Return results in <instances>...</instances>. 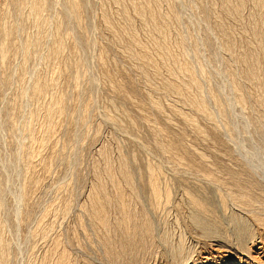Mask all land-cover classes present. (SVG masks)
<instances>
[{"label":"rangeland","instance_id":"obj_1","mask_svg":"<svg viewBox=\"0 0 264 264\" xmlns=\"http://www.w3.org/2000/svg\"><path fill=\"white\" fill-rule=\"evenodd\" d=\"M33 1L0 0V50L7 48L5 60L0 58V220L3 238L11 245V264H59L60 260L61 264H117L110 254L108 257L104 239L111 238L115 248H118L125 236L115 230L117 222L121 221L125 211L136 212L139 217L142 208L148 211L153 220L154 238L150 241L154 239L158 246L153 244L155 252L152 244H149L150 248L147 247L149 239H142H147V245L139 257L140 263L264 264V172L256 158L261 159L259 161L264 168V108L260 104L263 100L260 96L264 98V94L241 79V62H238L242 56H238L239 52L244 53L250 42L253 50L259 47L258 39L254 41L253 34L257 30L264 32V0H244L242 15H235L231 19L222 12L225 0L212 1L213 7L208 0H86V4L84 0H79L84 7L77 24L74 20L69 22L62 14L63 6L60 3L64 2L66 6L70 0H43L44 7L39 17L44 20L37 19L32 12L30 4ZM172 5L181 13V21L171 15ZM120 7H126L127 21L119 17ZM136 9L143 16L139 12L137 14ZM154 13L157 17L161 16L163 22L158 17V23L164 24L162 28L161 24L151 23L150 18ZM103 15L109 16L114 32L118 31L114 35L104 29ZM188 17L192 19L188 21ZM60 22L58 30L56 26ZM192 22L195 24L191 25ZM220 24L223 27L226 25L232 33L233 51H236L233 55L225 52L220 43L216 30ZM119 33L124 41L119 38L112 40L119 37ZM194 39L199 42L198 48ZM119 40L123 42L122 45ZM124 42L126 47H123ZM59 46L60 52L54 54L53 50ZM242 47L244 52L241 51ZM214 51L218 57L221 54L217 69L211 65ZM87 59L90 60V68L84 63ZM92 59L94 63L91 64ZM227 62L231 64L228 70ZM259 68V80L264 84L263 60ZM207 69L210 72L213 70L212 76L220 71L227 85V90L218 97L220 106L227 109L235 105L239 109L241 99L238 91L230 88L228 78V73L236 69L234 81L242 84L243 92L239 93L245 99H242L244 107L241 105L243 112L245 114L246 111L245 115L249 118L252 116L253 125H257L252 126L249 133L240 127L225 125L226 121L217 114L220 106L211 99L216 90L212 87V90L209 89L204 81L203 74ZM38 77L39 85L47 88L41 101H37L31 92ZM89 78H94L97 84L91 86ZM196 82L205 85L201 92L202 99L209 105L206 104V107L210 116L213 119L216 116L214 120L218 128L215 123L205 121V116L194 109L188 100L182 101L183 96L185 99L189 97V100L194 97L197 101L201 99ZM173 83L180 91L186 90L185 93L181 91L182 96L177 94V86L175 91L174 85L172 90L171 87L168 89V84ZM185 86L188 88L185 89ZM186 92L189 96L185 95ZM236 99L238 101L235 102ZM59 102L62 110L53 119L45 118L44 109ZM254 109L259 110L258 113ZM177 111L180 115L176 114ZM185 116L196 120L195 127L185 121ZM199 129L203 134L199 133ZM249 157L257 162L251 163ZM121 159L127 162L135 178V191L127 186L120 174ZM108 165L114 172L113 181L106 173ZM98 179L107 187L110 201L114 200L108 204L111 205L110 209L105 211L110 217L106 216L109 225L98 226L99 229L92 215L93 197L96 196L93 193L98 195L100 192L97 190ZM150 179L153 184L156 182L155 186L160 190L162 198L157 199L159 202L152 201L154 193ZM114 184L119 189L117 187L116 190ZM119 190L124 194L121 195ZM184 190L185 194L199 197L213 208V212L216 210V218L219 215L222 220L218 219L229 232L225 240L219 237L209 239L193 226V209L187 202L189 195L184 196ZM118 193L123 196L125 210L116 201ZM219 197L222 201L218 200ZM242 221L248 222L249 236L253 235L252 238L247 236L245 245H239L233 232L234 225L237 227ZM128 228L126 230L130 233L132 229L128 231ZM114 235H118L117 238ZM180 240L187 241L182 249L187 248L177 261L175 246L180 245ZM193 246L196 250H193Z\"/></svg>","mask_w":264,"mask_h":264},{"label":"bare ground","instance_id":"obj_2","mask_svg":"<svg viewBox=\"0 0 264 264\" xmlns=\"http://www.w3.org/2000/svg\"><path fill=\"white\" fill-rule=\"evenodd\" d=\"M51 1V0H50ZM58 1V0H57ZM56 1V2H57ZM85 1V4L87 3L86 2V0H84ZM116 1H118V0H116ZM178 1H181V0H178ZM198 2H203V1H200V0H197ZM212 1H214V0H208V3L211 5V7H213V2ZM236 2L233 4L232 3V1L231 0H225V4H224V6H223V9L222 10H224V11H222V12H224V15L227 17V18H232V17H234L235 15H242V12H243V8H244V0H235ZM262 1V0H261ZM31 2H32V0H31ZM52 2V1H51ZM62 2V1H61ZM137 2V1H136ZM140 2V1H139ZM224 2V1H223ZM26 3V2H25ZM46 3V2H45ZM58 3V2H57ZM64 3V2H63ZM63 3H60V6H63V13L62 14H64V17L67 19V20H69V22L71 21V20H74L73 22H75L76 24L77 23H79V21H80V16H81V13H80V11H81V9H82V7H84L82 4H84V3H81L79 0H70V2L68 3V2H66V6H64V4ZM158 3V2H157ZM208 3L206 4V5H208ZM257 3V2H256ZM148 4V3H147ZM261 4V3H260ZM31 6H32V12L37 16V19L38 18H40L39 16L41 15V12L43 11V7H44V1L43 0H34L33 1V3L32 4H30ZM46 5V4H45ZM57 5V4H56ZM174 5V4H173ZM171 6L170 7V10L172 11V14L171 15H173L174 16V18H175V20H177V21H181V19H182V17H181V13L177 10V8L175 9V8H172V7H174V6ZM204 5V4H203ZM203 5H202V8H203ZM206 5H204L205 6V8H209V5L206 7ZM259 5V4H258ZM116 7H118V6H116ZM144 7V6H143ZM199 7V6H198ZM200 7H201V5H200ZM222 7V6H221ZM121 8V7H120ZM124 8H126V7H124ZM119 9V17L120 18H123V19H125L126 21H127V12H125V9ZM202 8H199L200 10H202ZM204 8V9H205ZM215 8V7H214ZM138 9V8H137ZM136 9V13L138 14V12H139V14L141 15V12L139 11V10H137ZM142 9V8H141ZM203 9V10H204ZM211 9V8H210ZM217 9V8H216ZM135 10V9H134ZM200 10H198V11H200ZM170 11V12H171ZM182 11H184L185 12V9H182ZM187 12V15H188V11H186ZM215 12V11H214ZM192 13V12H191ZM198 13V12H197ZM104 14V13H103ZM185 14V13H184ZM183 13H182V15H184ZM186 15V14H185ZM192 15H194V14H192ZM217 15V14H216ZM104 16V23H105V30H107L109 33H112L113 35L115 34V32H114V27L112 26V22H110L111 20H109V16H107V15H103ZM141 16H143V15H141ZM152 16V15H151ZM238 16V17H239ZM148 17V16H147ZM159 17V19H161L160 17L161 16H158ZM158 17H157V15H156V13H154L153 14V16H152V18H150V20L152 21L151 23H158L159 22V19H158ZM201 17V16H200ZM262 17V16H261ZM59 18V17H58ZM111 18V17H110ZM142 18V17H141ZM191 18V17H190ZM189 17H188V21H189V19H190ZM41 20L43 19V18H40ZM192 19V18H191ZM240 19H242V18H240ZM44 20V19H43ZM58 20V19H57ZM187 20V19H186ZM195 20V19H194ZM262 20V19H261ZM34 21V20H33ZM61 21V20H60ZM161 22H163L162 21V19L160 20ZM256 21V20H255ZM41 22V21H40ZM72 22V21H71ZM129 22V21H128ZM218 22V21H217ZM220 22V21H219ZM218 22V23H219ZM39 23V21L37 22V24ZM42 23V22H41ZM112 23V24H111ZM115 23V22H114ZM221 23V22H220ZM264 23V22H263ZM36 24V23H35ZM43 24V23H42ZM41 24V25H42ZM69 24V23H68ZM71 24V23H70ZM128 24V23H127ZM158 24H163V23H158ZM191 24V23H190ZM193 24H195V22L193 23L192 22V24L191 25H193ZM197 24V23H196ZM222 24V23H221ZM219 25V27L218 28H220L219 29V31H218V28L216 29L217 30V32L219 33V39H220V43H221V45H222V47L224 48V50H225V52H230V54L231 55H233L232 53H235L236 51L234 50L233 51V49H235L234 48V46H233V42H234V39H232V37L233 36H231V32H230V29L229 28H227V27H223L222 25ZM261 24V23H260ZM152 25V24H151ZM156 25V24H155ZM164 25V24H163ZM163 25L162 26H160L161 28L163 27ZM224 25V24H223ZM256 25V24H255ZM254 25V26H255ZM31 26V25H30ZM35 26V25H34ZM77 26V25H76ZM133 26V25H132ZM158 26V25H157ZM194 26H197V25H194ZM41 27V26H40ZM61 27V22L59 23V24H57V26H56V28L59 30V28ZM127 27V26H126ZM129 27H131V25H129ZM128 28V27H127ZM194 28V27H193ZM256 28H257V26H256ZM264 28V27H263ZM53 29V28H52ZM81 29V28H80ZM120 29V28H119ZM130 29H132V28H130ZM37 30V29H36ZM55 30V29H54ZM61 30V29H60ZM122 30H124V28L122 29ZM121 30V31H122ZM128 30V29H127ZM161 30H163V29H161ZM121 31H119V32H121ZM125 31V30H124ZM123 31V32H124ZM134 31V30H133ZM58 32V31H57ZM118 32V31H117ZM116 32V33H117ZM122 32V33H123ZM165 32V31H164ZM192 32V31H191ZM189 33V34H192V33ZM254 33V32H253ZM127 34V33H126ZM151 34V33H150ZM244 34V33H243ZM55 35V34H54ZM112 35V37H114ZM120 35H121V33H119V35L117 34V36H119V37H115L116 39H112V40H117V38H121L120 37ZM254 37H255V40L254 41H256V39H258V42H259V47H258V49H256L257 50V52H255L256 50H253L254 48H252L248 43V46L250 47H248L247 49H246V51L244 52L243 51V47H242V50L241 51H243L244 53H241V52H239L237 49V51L240 53V55H238L239 57L241 56V61H238V62H241V68H239V69H241L242 70V72H240V74L242 73V77L243 78H241V79H244V80H246L248 83H250V85L252 84V88H253V85L255 86V87H257V88H259L262 92H263V94H264V84L262 83H260V82H262V81H260L259 80V71H260V68H259V63H260V61L261 60H263V62H264V32H263V30H262V32L261 31H256L254 34ZM110 36H111V34H110ZM124 36H126V35H124ZM57 37V36H56ZM136 37V36H135ZM164 37V36H163ZM191 37V36H190ZM123 39H124V37H122ZM166 38V37H165ZM164 38V39H165ZM192 38V37H191ZM195 39H196V37H195ZM194 39V43H196V46L195 47H197L198 46V41H196ZM252 39H253V36H252ZM121 40V39H120ZM120 40H119V42H120ZM134 40V39H133ZM121 41H124V40H121ZM137 41V40H136ZM140 41V40H139ZM56 42V41H55ZM245 42V41H244ZM31 43V42H30ZM65 43V42H64ZM112 43V42H111ZM123 43V42H122ZM122 43L120 42V44L122 45ZM141 43V42H140ZM246 43V42H245ZM114 44V43H113ZM210 44H212V43H210ZM240 44H242V43H240ZM29 45V44H28ZM89 45V44H88ZM115 45V44H114ZM119 45V44H118ZM125 45V42H124V44H123V47H126V46H124ZM129 45V44H128ZM142 45V44H141ZM246 45V44H245ZM120 46V45H119ZM130 46V45H129ZM55 47V46H54ZM128 47V46H127ZM221 47V46H220ZM26 48H28V47H26ZM32 48V47H31ZM40 48V47H39ZM64 48V47H63ZM198 48V47H197ZM213 49H214V47H212ZM7 49V48H6ZM5 48H2L1 50H0V58L3 60H5V58H6V55H7V50H6ZM29 49V48H28ZM34 49V48H33ZM59 49H60V46L58 47V49H54L53 50V53L54 54H56V53H58V51H59ZM127 49V48H126ZM143 49V48H142ZM195 49V48H194ZM222 49V48H221ZM245 49V48H244ZM195 50H197V49H195ZM127 51V50H126ZM130 51V50H129ZM232 51V52H231ZM60 52V51H59ZM195 52V51H194ZM198 52V51H197ZM216 51H214L212 54H213V59H212V63H211V65H213L212 67H216V69H217V65L218 64H220V60H219V58H220V56H221V54L219 53V57H218V55L215 53ZM236 54H238V53H236ZM57 56V55H56ZM130 56V55H129ZM139 56V55H138ZM137 56V57H138ZM127 57V56H126ZM200 57V56H199ZM230 57H232V56H230ZM28 58V57H27ZM26 58V59H27ZM50 58V57H49ZM94 58V57H93ZM100 58V57H99ZM135 58V57H134ZM142 58H143V56H142ZM131 59V58H130ZM221 59V58H220ZM235 59H237L236 57H235ZM95 60V59H94ZM99 60V59H98ZM101 60V59H100ZM80 61V60H79ZM89 61L90 60H88L87 59V61L86 62H84L85 63V65H86V67L87 68H90L89 66H90V64H89ZM92 61H93V59H92ZM90 62L91 64L92 63H94V61L93 62ZM96 61V60H95ZM140 61V60H139ZM222 61H223V59H222ZM99 62V61H98ZM147 62V61H146ZM230 62V61H229ZM229 62H227L226 64H228V65H226L227 67V70H228V66H230L231 64L229 63ZM234 62V61H233ZM237 62V61H236ZM235 62V63H236ZM238 62H237V64H238ZM139 64V63H138ZM143 64V63H142ZM210 64V63H209ZM222 64V63H221ZM238 64V65H239ZM25 65V64H24ZM152 65V64H151ZM211 65H208V67L209 66H211ZM93 66V65H92ZM146 66V65H145ZM152 67V66H151ZM154 67V66H153ZM157 67V66H156ZM232 67V66H231ZM230 67V68H231ZM92 68V67H91ZM148 68V67H147ZM233 68V67H232ZM238 68V67H237ZM236 68V69H237ZM156 69V68H155ZM209 69H211V67L209 68ZM215 69V68H214ZM235 69V70H236ZM157 70V69H156ZM154 71V72H157V71ZM203 70V69H202ZM220 70V69H219ZM230 70V69H229ZM235 70H233L232 69V71H230L231 73H228V78H229V83H230V88H232L235 92H237V94H238V97L241 99V101L240 102H238V108L239 109H236V106L235 105H233V106H231L230 108H228L227 107V109H224L223 108V106L221 107L220 106V102H221V100H220V98H218V97H220L221 95H222V93H224L227 89H226V87H227V85L223 82L224 81V78L223 77H221L220 76V71L219 72H216V73H218V74H216V75H214V76H212V75H210L211 74V72L213 71H209L208 69L206 70V73H207V75H206V73H205V71H203L205 74H203V75H205V77H204V81H206V84L208 85V87H209V89H211L212 90V88H215V93L216 94H212V96H211V99H213L214 100V103L216 104V105H219L220 107H218V110H217V114L221 117V119H223L224 121H226L225 123V125H231V126H235V128L236 127H240V128H242V130L244 131V132H246V133H249L250 131V129H252L253 127L252 126H254L253 125V123H254V119H252L251 117L249 118V116L247 117L245 114H246V111H245V114H244V110L242 109V106L244 105V102L242 101V97H241V95H240V93H239V91L240 92H243L242 90V84L240 85L238 82L237 83H235L236 81H234V79H235ZM264 70V69H263ZM89 71H90V69H89ZM136 71V70H135ZM140 71V70H139ZM192 71V70H191ZM210 73H209V72ZM234 71V72H233ZM87 72V71H86ZM161 73V72H160ZM187 74H189L190 73V71L188 72H186ZM154 74V73H153ZM157 74H159V73H157ZM209 74V75H208ZM225 73H223L222 75H224ZM88 75V74H87ZM147 75V74H146ZM155 75V74H154ZM192 75H194L193 73H192ZM27 76V75H26ZM189 76H191L190 74H189ZM94 77V76H93ZM194 77V76H193ZM91 78V77H90ZM89 78V79H90ZM155 78V77H154ZM158 78V77H157ZM191 77H189V80H191L190 79ZM78 79V78H77ZM159 79V78H158ZM194 80H196V78H193ZM201 79V78H200ZM206 79V80H205ZM36 80H38L36 83H34V85L31 87V89H32V95L35 97V98H37V101H38V99L41 101V98H42V96H43V94H44V91H45V89H47L46 87L45 88H43L42 87V85L40 86L39 85V83H40V78L38 77V78H36ZM91 80V86H95L97 83H96V80L94 79V78H92V79H90ZM161 80V79H160ZM203 80V79H202ZM157 81V80H156ZM161 81H163V80H161ZM44 82V81H43ZM158 82V81H157ZM181 82V81H180ZM201 82V81H200ZM200 82L198 83V82H196V85H197V91H199L200 92V94L202 95V93L201 92H203L204 91V86L202 85V84H200ZM227 82V81H226ZM165 83V82H164ZM240 83H242V82H240ZM47 84V83H46ZM183 84V83H182ZM26 85V84H25ZM162 85V84H161ZM169 86H167L168 87V89H170L169 87H171V89L170 90H172L173 88H174V91L176 90V88H177V91L179 90L178 89V86L176 87L175 85H174V83L171 85V84H168ZM171 85V86H170ZM173 85H174V87H173ZM180 85H181V83H180ZM183 85H185V84H183ZM183 85H182V87H183ZM45 86V85H44ZM186 86H188V85H186ZM185 86V89H187L188 87H186ZM23 87V86H22ZM173 87V88H172ZM176 87V88H175ZM181 87V86H180ZM212 87V88H211ZM165 89H166V87H165ZM242 89V90H241ZM258 89V90H259ZM210 90V91H211ZM214 90V89H213ZM259 90V91H260ZM52 91V90H51ZM173 91V92H174ZM180 91V90H179ZM178 91V95L180 94H182L181 93V91H186V90H182L181 89V91L179 92ZM206 91V90H205ZM255 91V90H254ZM25 92V91H24ZM235 92H234V94H235ZM185 93V92H184ZM256 93V92H255ZM173 94V93H172ZM237 94L235 95L236 97H237ZM184 95V94H183ZM185 95H187V96H189L188 94H187V92H186V94ZM194 95V94H193ZM192 95V96H193ZM201 95H198V96H200L201 97V99L203 98V95L201 96ZM218 95V96H217ZM182 96V95H181ZM181 96H178V97H181ZM186 96V97H187ZM191 96V98L193 99V97ZM195 96V95H194ZM230 96V95H229ZM234 96V97H235ZM243 96V95H242ZM258 96H260L259 95V93H258ZM177 97V96H176ZM184 97V96H183ZM182 97V99H184V100H182V101H185V102H187V100L189 101L188 103L191 105V106H193L194 107V109H196V110H198V112L200 113V114H202V115H204L205 116V121H209L210 123L211 122H213V124L216 122L217 123V121H215L216 119V116H215V120L210 116V113H208V104H207V102H205V100L204 99H202V101H201V99L199 100V101H197L196 99H195V97H194V99L193 100H189L188 98L189 97H187L186 99L185 98H183ZM231 97H233V96H231ZM235 97V98H236ZM255 97H256V95H255ZM261 97V99H263V100H261V102H260V104L262 105V107L264 108V98H262L263 97V95L262 96H260ZM206 98V97H205ZM210 98V97H209ZM238 98V99H239ZM179 99V98H178ZM226 99V98H225ZM180 100V99H179ZM195 100V101H194ZM207 100V99H206ZM212 100V101H213ZM243 100H245V99H243ZM258 100H260V99H258ZM208 101V100H207ZM235 102L236 101H238L237 99L236 100H234ZM157 102V101H156ZM49 103V102H48ZM199 103H201V104H199ZM203 103V104H202ZM257 103H259V102H257ZM206 104L208 105L207 107H206ZM234 104V103H233ZM237 104V103H236ZM245 104L247 105V103L245 102ZM47 105V104H46ZM185 105V104H184ZM183 105V106H184ZM242 105V106H241ZM190 106V107H191ZM260 106V105H259ZM192 107V108H193ZM244 107V106H243ZM257 107H258V105H257ZM261 107V106H260ZM261 107V108H262ZM191 108V109H192ZM235 109H236V112L234 113V111H235ZM252 109V108H251ZM256 109V108H255ZM255 109H254V111H255ZM45 110V115L47 116V117H45V118H49V120L50 119H53L54 118V116L55 115H57L58 114V112H60L61 110H62V105L60 104V102L58 103V104H51V105H49L48 106V108L47 109H44ZM208 110V111H207ZM242 110V111H241ZM250 110V109H249ZM181 111V110H180ZM251 111V110H250ZM257 111H259V110H257ZM257 111H255V112H257ZM260 111H261V109H260ZM108 113V112H107ZM106 113V114H107ZM178 113V111L176 112V114ZM183 113V112H182ZM258 113V112H257ZM260 113V112H259ZM261 113H262V111H261ZM110 114V113H109ZM179 114V113H178ZM180 115V114H179ZM201 115V116H202ZM262 115V114H261ZM183 115H181V117H182ZM203 116V117H204ZM110 117V116H109ZM202 117V118H203ZM255 117H256V115H255ZM262 116H259V118H261ZM258 118V119H259ZM184 119H185V121L190 125V126H194L195 127V122H196V120L195 119H193V118H189L188 116H185L184 117ZM207 119V120H206ZM220 119V120H221ZM256 120V119H255ZM253 121V122H252ZM259 121V120H258ZM222 122V121H221ZM215 123V124H216ZM212 124V123H211ZM222 124L224 125V122H222ZM257 124V123H256ZM217 125V128L219 127V125L218 124H216ZM224 125V126H225ZM255 126H257V125H255ZM254 126V127H255ZM197 128V127H196ZM231 128V127H230ZM198 129V128H197ZM221 129V128H220ZM256 130V129H255ZM199 131V133L201 132L202 133V131L199 129L198 130ZM197 131V132H198ZM257 133H258V131H256ZM260 133V132H259ZM203 134V133H202ZM201 134V135H202ZM259 140L261 141V139L259 138ZM254 148H256V146L254 147ZM102 151V150H101ZM106 152V151H105ZM103 155V154H102ZM107 156V155H106ZM256 156V155H255ZM246 157H248V156H246ZM18 158V157H17ZM106 158V157H105ZM120 158V157H119ZM250 158V157H249ZM256 158H258V162L259 163H257L258 165H260V167H261V169H262V172H264V168H263V163L261 162V161H259V160H261L259 157H257L256 156ZM123 159V158H122ZM121 159V160H122ZM251 159V158H250ZM120 160V159H119ZM123 162H122V164H121V168H120V171H121V176H123L122 178H123V180L125 181V183L127 184V186L132 190V191H135V188H134V184H135V178H134V176H132V174H131V171H130V167L127 165V162L126 161H124V160H122ZM20 162V161H19ZM27 162V161H26ZM255 162H257V161H252V159H251V163H255ZM18 168V167H17ZM261 171V170H260ZM106 173H107V175H108V177H110V179L113 181L114 179H115V176H114V172H113V169L111 168V166L109 167V165H108V168H107V171H106ZM264 174V173H263ZM153 180H155V179H153ZM99 181V179L96 181V182H98ZM150 181V185H151V188H152V192L154 193V197H153V199H152V201L153 200H156L157 201V199L158 198H162L161 197V194H160V190H158L157 188H156V186H155V184H156V182H155V184H153V181L150 179L149 180ZM103 183V181H101V179H100V182H98L97 183V186H98V189L97 190H99L100 192H99V194L97 195V194H95V193H93L94 195H96V196H94L93 197V206H94V212L92 213V215L94 214V219H93V222L95 221V225L97 226L96 228L97 229H99V227L98 226H102V225H105V226H107V222L109 221V220H107V219H109L110 217L105 213V211H106V209L108 208V209H110L109 208V206H111V205H108L109 203H111V201H110V198L111 197H109V194L107 195V193L106 192H108V191H106V188H105V184L103 185L102 183ZM1 183V182H0ZM96 184V183H95ZM117 185L116 184H114V188H116V190H117ZM95 188H97V187H95ZM118 189H119V187H118ZM115 190V189H114ZM187 190V189H186ZM151 191V190H150ZM96 192V191H95ZM123 192V191H122ZM97 193V192H96ZM119 193L121 194V190H119ZM118 193V194H119ZM153 193H152V195H153ZM162 193V192H161ZM184 196H188L189 195V193L188 194H185V190H184ZM120 194L117 196V197H119L116 201L119 203L118 205H120V206H122V208H124V210H125V205L123 206V204L125 203V202H123V196L121 197L120 196ZM124 194V193H123ZM123 194H121V195H123ZM132 194H134V193H132ZM151 194V193H150ZM182 194V193H181ZM134 195H136V194H134ZM137 196H139V195H137ZM181 196V195H180ZM218 196H220V194L219 195H217V197ZM151 197V198H152ZM182 197V196H181ZM198 197V196H197ZM188 198V199H187ZM186 199L188 200H185V201H187V202H189V204H190V206H191V208L193 209L192 210V213H191V219H192V222L191 223H193V226H196V228L198 227V229H200L201 231H202V233H204L209 239H210V237H211V239H213L214 237H219V238H223L224 240H225V238L227 237V234L229 233L228 231H227V228L226 227H224L222 224H221V222H220V217H219V215H218V218H220V219H218V218H216V216H215V214H214V212L216 211V210H214V212H213V208H210V206L209 205H207V204H205V203H203V201L198 197V198H196V196H193V195H189L188 197H187ZM159 199V200H160ZM178 199V198H177ZM182 199V198H181ZM185 199V198H184ZM223 199H224V197H223ZM183 200V199H182ZM218 200H221L220 199V197H219V199ZM226 200V199H225ZM125 201V200H124ZM127 201V200H126ZM138 201V200H137ZM161 201H163V200H161ZM184 201V200H183ZM183 201H181V202H183ZM222 201V200H221ZM112 202H114V200L112 201ZM139 202V201H138ZM157 202H159V201H157ZM218 203H219V201H217ZM131 203V202H130ZM151 203V202H150ZM154 203V202H153ZM184 203V202H183ZM207 203V202H206ZM221 203V202H220ZM112 204V203H111ZM162 204H163V202H162ZM161 204V205H162ZM164 204H165V202H164ZM163 204V205H164ZM225 204H227V203H225ZM224 204V205H225ZM4 205V204H3ZM107 205H108V207H107ZM117 205V206H118ZM130 205V204H129ZM128 205V206H129ZM136 205V204H135ZM150 205H152V204H150ZM162 205V206H163ZM222 204H220L219 206H221ZM228 205V204H227ZM113 206H115V205H113ZM116 206V207H117ZM137 206V205H136ZM188 206V205H187ZM209 206V207H208ZM2 207V206H1ZM115 207V208H116ZM156 207V206H155ZM222 207V206H221ZM225 207H228V206H226L225 205ZM84 208H86V207H84ZM83 208V209H84ZM118 208L120 209V207L118 206ZM127 208V207H126ZM131 208V207H130ZM129 207L127 208V209H130ZM137 208V207H136ZM140 208V207H139ZM216 208V207H215ZM214 208V209H215ZM113 209H114V207H113ZM132 209V208H131ZM143 210L141 211V214H139L140 216L139 217H137V214H135L134 212L132 213L131 211L130 212H127V211H125L124 212V215H123V217L121 218V217H119V218H121V221H119V219H117L119 222H114L115 224H117V228L116 227H113V226H110V227H113V228H116L115 230L117 231H120L121 232V235H123V236H125V237H122V238H124L122 241H121V243H120V245L118 244V248H115V244L113 245V243H114V240H113V243H112V241L110 240L111 238H109V237H107L106 236V238H109V239H104L103 238V236H102V233H101V237H102V239H104L106 242L104 243V244H106V248H107V250L109 251V253H108V257H109V254L112 256V258H113V260H115L116 261V263L117 264H134V262H135V264H141L140 263V261H139V257L142 255V252H144V247H146V245L147 244H145L146 243V241H147V239H149V241L151 240V238H154V237H152L153 235H152V233H153V220L151 219V217L149 216V214H148V211H146V210H144L145 208H142ZM179 209V208H178ZM2 210V209H1ZM4 210V209H3ZM87 210V209H86ZM85 210V211H86ZM90 210V209H89ZM92 210V209H91ZM115 210H117V209H115ZM139 210V209H138ZM149 210V209H148ZM157 210V209H156ZM155 210V211H156ZM160 210H162V209H160ZM187 210V209H186ZM219 210V209H218ZM224 210H225V208H224ZM85 211H84V213H85ZM88 211V210H87ZM135 211H136V209H135ZM221 211V210H220ZM226 211V210H225ZM90 212V211H89ZM118 212H119V210H118ZM138 212H140V211H138ZM153 212H154V210H153ZM164 212H165V210H164ZM163 212V213H164ZM229 212V211H228ZM2 213V212H1ZM119 213H121V211L119 212ZM160 213V212H159ZM162 213V212H161ZM168 213V212H167ZM187 213V212H186ZM216 213V212H215ZM221 213V212H220ZM226 213V212H225ZM89 214H91V212L89 213ZM106 214V215H105ZM135 214V216H133ZM155 214V213H154ZM169 214H170V212H169ZM157 215V214H156ZM164 215V214H163ZM188 215V214H187ZM186 215V216H187ZM224 215V214H223ZM232 215V214H231ZM239 215V214H238ZM106 216H108L107 217V219H106ZM178 216V215H177ZM180 216V215H179ZM229 216V215H228ZM233 216H234V214H233ZM140 218V220H138L137 218ZM240 217V216H239ZM182 218V217H181ZM167 219V218H166ZM190 219V218H189ZM234 219H235V217H234ZM240 219H242V217H240ZM263 219V218H262ZM177 220V219H176ZM183 220V219H182ZM222 220V219H221ZM231 220V219H230ZM236 220V219H235ZM246 220V219H245ZM250 220V219H249ZM91 221V220H90ZM247 221V220H246ZM243 222L242 221V223L238 226L237 225V227L234 225V227H232V228H234V230H233V232H234V234H236V235H234L235 237L234 238H238V240H239V245L240 244H243L244 243V240L247 238V236H249V234H251V232H250V225L248 224V222ZM260 221V220H259ZM92 222V221H91ZM92 222V223H93ZM110 222V221H109ZM175 222V221H174ZM181 222V221H180ZM185 222V221H184ZM254 222V221H253ZM256 222H258V221H256ZM255 222V223H256ZM107 223V224H106ZM111 223H112V221H111ZM156 223H157V221H156ZM183 223V222H182ZM235 224H236V222H234ZM250 223V222H249ZM159 224V223H158ZM168 224V223H167ZM177 224V223H176ZM184 224V223H183ZM224 224V223H223ZM259 224H261V222H259ZM93 225V224H92ZM109 225V224H108ZM112 225V224H111ZM179 226H180V224H178ZM257 225V224H256ZM160 226V225H159ZM163 226V225H162ZM168 226V225H167ZM173 226V225H172ZM231 226V225H230ZM94 227V226H93ZM129 227V228H128ZM170 227V226H169ZM178 227V226H177ZM229 227V226H228ZM251 227H253V226H251ZM258 227V226H257ZM112 228V229H113ZM128 228V231H129V229L131 228L132 230L130 231V233H128L127 232V229ZM166 228V227H165ZM230 228V227H229ZM101 229V228H100ZM107 229H109V228H107ZM182 229V228H181ZM252 229V228H251ZM105 230V229H104ZM122 230V231H121ZM170 230V229H169ZM43 231H45V230H43ZM108 231V230H107ZM114 231V230H113ZM116 231H114V233L116 234L117 232ZM171 231V230H170ZM174 231H175V229H174ZM181 231V230H180ZM229 231H231V230H229ZM46 232V231H45ZM109 232H110V229H109ZM155 232V231H154ZM166 232V231H165ZM168 233H169V231H167ZM183 232V231H182ZM232 231H231V233H233ZM113 233V234H114ZM160 233V232H159ZM175 233V232H174ZM180 233V238H181V232H179ZM42 234H43V232H42ZM99 234H100V232H99ZM110 234V233H109ZM111 234H112V232H111ZM163 234V233H162ZM164 234H167V233H164ZM163 234V235H164ZM252 234H255V233H252ZM43 235H45V233L43 234ZM104 235V234H103ZM119 235V234H118ZM117 235V236H118ZM155 235V234H154ZM169 235H170V233H169ZM173 235V234H172ZM177 235H178V232H177ZM257 235V234H256ZM105 236V235H104ZM117 236L116 235H114L113 237H116L117 238ZM120 236V235H119ZM251 236V235H250ZM249 236V237H250ZM45 237V236H44ZM156 237V236H155ZM159 237V236H158ZM176 237H178V236H176ZM253 237V235L251 236V238ZM255 237V236H254ZM121 238V237H120ZM119 238V239H120ZM144 238H147V239H145V240H142V239H144ZM160 238H162V237H160ZM159 238V239H160ZM170 238V237H169ZM184 238V237H183ZM101 239V238H100ZM167 239V238H166ZM187 239V238H186ZM249 239V238H248ZM258 239V238H257ZM121 240V239H120ZM161 240H163V239H161ZM173 240H175L174 239V237H173ZM172 240V241H173ZM179 240V239H178ZM185 240V239H184ZM183 240V241H184ZM214 240H216V239H214ZM213 240V242H215ZM143 241V242H142ZM153 241V242H152ZM152 241H150V242H152V243H148V248H150L149 247V244L151 245L152 244V247H153V244H155L156 245V243H154V239L152 240ZM155 241H157L156 239H155ZM160 241V240H159ZM169 241V240H168ZM181 241V240H180ZM179 241V242H180ZM246 241L248 242V240L246 239ZM103 242V241H102ZM116 242V241H115ZM164 242H166L165 241V239H164ZM169 242H171V241H169ZM185 242H187V241H185ZM185 242H180V245L178 246L176 243H173V245L174 244H176L177 246H175V248H177V251H176V254H174L175 255V259L177 260V261H179V259L181 258V254H182V252H183V250L185 249L186 250V248H184V249H182V245H183V243L185 244ZM209 242H211V241H209ZM246 242V243H247ZM117 243V242H116ZM159 243V242H158ZM224 243V242H223ZM252 243V242H251ZM162 244H164L165 245V243H161V245ZM167 244H168V242H167ZM208 244V243H207ZM225 244H226V242H225ZM224 244V245H225ZM103 245V244H102ZM155 245H154V250H155V248L158 246V245H156V247H155ZM160 245V244H159ZM160 245V246H161ZM164 245H162V246H164ZM192 245V244H191ZM223 245V244H222ZM227 245H229V246H231L230 244H227ZM244 245H245V243H244ZM205 246H206V244H205ZM234 246H237V245H234ZM248 246V245H247ZM194 247V249L193 250H196L195 249V246H193ZM197 247V246H196ZM203 247V246H202ZM201 247V248H202ZM226 247V246H225ZM238 247H240V246H238ZM242 247H244L243 245H242ZM143 248V249H142ZM175 248H174V250H175ZM245 248V247H244ZM152 249V248H151ZM172 249H173V247H172ZM246 250H248V248H245ZM154 250H152V253H153V251ZM159 250V249H158ZM193 250H191L190 252V254H192V251ZM239 250H241V249H239ZM104 251H106V250H104ZM107 251V252H108ZM119 251H121L120 253H118ZM150 251V250H149ZM168 251V250H167ZM155 252H156V250H155ZM185 252V251H184ZM187 252H189V251H187ZM194 252H196V251H194ZM239 252V251H238ZM63 253V252H62ZM11 245H10V243H9V241H7V240H5L4 238H3V224H2V220H0V264H11ZM107 254V253H106ZM120 254H122L121 255V257H120ZM194 254V253H193ZM59 255V254H58ZM119 255V256H118ZM124 255L126 256V258L124 259ZM149 255V254H148ZM166 255H167V253H166ZM187 255V254H186ZM143 256H144V254H143ZM143 256L141 257V258H143ZM146 256H147V254H146ZM164 256V255H163ZM184 256V255H183ZM191 256V255H190ZM55 257V256H54ZM120 257V258H119ZM150 257V256H149ZM168 257H169V254H168ZM171 258H173V256H170ZM111 258V259H112ZM160 258H161V256H160ZM184 258V257H183ZM110 259V258H109ZM108 259V260H109ZM143 261H144V259H143ZM151 261V260H150ZM171 261V260H170ZM181 261V260H180ZM184 261H185V259H184ZM109 262H111V261H109ZM63 263V262H62ZM144 263V262H143ZM142 263V264H143ZM146 263H148V262H146ZM59 264H61V260H60V263ZM114 264V263H113ZM145 264V263H144ZM185 264V263H184Z\"/></svg>","mask_w":264,"mask_h":264}]
</instances>
